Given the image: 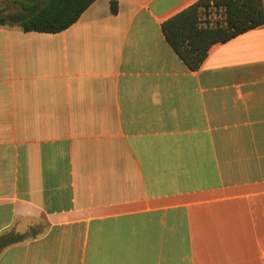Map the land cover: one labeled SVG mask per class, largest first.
Returning <instances> with one entry per match:
<instances>
[{
  "label": "crops",
  "instance_id": "obj_1",
  "mask_svg": "<svg viewBox=\"0 0 264 264\" xmlns=\"http://www.w3.org/2000/svg\"><path fill=\"white\" fill-rule=\"evenodd\" d=\"M193 1L0 24V264H264V23L191 70Z\"/></svg>",
  "mask_w": 264,
  "mask_h": 264
},
{
  "label": "trees",
  "instance_id": "obj_2",
  "mask_svg": "<svg viewBox=\"0 0 264 264\" xmlns=\"http://www.w3.org/2000/svg\"><path fill=\"white\" fill-rule=\"evenodd\" d=\"M94 0H27L22 11L0 18V24H17L23 31L55 33L74 23ZM209 1L224 4L227 24L201 28L197 25V8ZM117 0H110V11L117 12ZM9 19V21H8ZM264 23L263 0H195L162 21L168 43L191 69L196 70L206 58L210 47ZM10 238L2 240L0 247Z\"/></svg>",
  "mask_w": 264,
  "mask_h": 264
},
{
  "label": "built area",
  "instance_id": "obj_3",
  "mask_svg": "<svg viewBox=\"0 0 264 264\" xmlns=\"http://www.w3.org/2000/svg\"><path fill=\"white\" fill-rule=\"evenodd\" d=\"M227 24V8L224 4L209 1L197 8V25L201 28L222 27Z\"/></svg>",
  "mask_w": 264,
  "mask_h": 264
},
{
  "label": "rangeland",
  "instance_id": "obj_4",
  "mask_svg": "<svg viewBox=\"0 0 264 264\" xmlns=\"http://www.w3.org/2000/svg\"><path fill=\"white\" fill-rule=\"evenodd\" d=\"M26 1L27 0H0V18L22 11V4ZM38 1L42 3L44 0Z\"/></svg>",
  "mask_w": 264,
  "mask_h": 264
}]
</instances>
